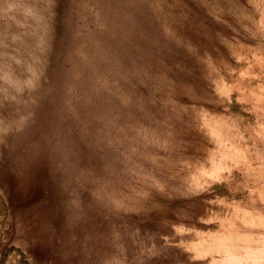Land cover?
Segmentation results:
<instances>
[{"label":"rangeland","instance_id":"obj_1","mask_svg":"<svg viewBox=\"0 0 264 264\" xmlns=\"http://www.w3.org/2000/svg\"><path fill=\"white\" fill-rule=\"evenodd\" d=\"M248 252L264 254V0H0V264Z\"/></svg>","mask_w":264,"mask_h":264},{"label":"bare ground","instance_id":"obj_2","mask_svg":"<svg viewBox=\"0 0 264 264\" xmlns=\"http://www.w3.org/2000/svg\"><path fill=\"white\" fill-rule=\"evenodd\" d=\"M256 251H257V250H256ZM258 253H259V252H258ZM232 256H233L232 258H235L236 260H238V261H240V262H241L242 259H244L243 256H242L241 258L238 257L237 255H232ZM246 257H250V258H251V260H252V264H263V263H264V254L261 255V256H259V254H255V253H254V255H253V254H250V253L248 252L247 255H246ZM232 258H230V260H231Z\"/></svg>","mask_w":264,"mask_h":264}]
</instances>
